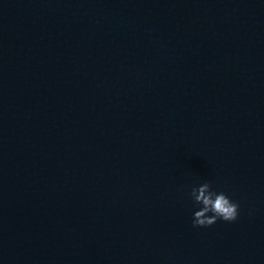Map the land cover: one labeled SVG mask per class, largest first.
Returning <instances> with one entry per match:
<instances>
[{
	"label": "water",
	"instance_id": "obj_1",
	"mask_svg": "<svg viewBox=\"0 0 264 264\" xmlns=\"http://www.w3.org/2000/svg\"><path fill=\"white\" fill-rule=\"evenodd\" d=\"M0 264H264V0H0Z\"/></svg>",
	"mask_w": 264,
	"mask_h": 264
},
{
	"label": "clouds",
	"instance_id": "obj_2",
	"mask_svg": "<svg viewBox=\"0 0 264 264\" xmlns=\"http://www.w3.org/2000/svg\"><path fill=\"white\" fill-rule=\"evenodd\" d=\"M185 195L192 203L193 227H207L219 220L232 222L240 214L239 201L211 181H194L186 186Z\"/></svg>",
	"mask_w": 264,
	"mask_h": 264
}]
</instances>
